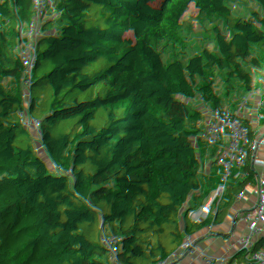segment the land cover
Wrapping results in <instances>:
<instances>
[{
    "label": "trees",
    "instance_id": "trees-1",
    "mask_svg": "<svg viewBox=\"0 0 264 264\" xmlns=\"http://www.w3.org/2000/svg\"><path fill=\"white\" fill-rule=\"evenodd\" d=\"M185 85L223 147L186 134ZM26 92L52 104L18 118L20 145L4 153L1 264H159L144 227L179 236L175 201L188 225L195 208L210 217L214 176L225 198L229 180L260 176L264 0H0V121ZM152 132L187 159L169 158L174 178L124 190Z\"/></svg>",
    "mask_w": 264,
    "mask_h": 264
},
{
    "label": "crops",
    "instance_id": "crops-1",
    "mask_svg": "<svg viewBox=\"0 0 264 264\" xmlns=\"http://www.w3.org/2000/svg\"><path fill=\"white\" fill-rule=\"evenodd\" d=\"M224 183L221 177L214 176L211 185L205 190L204 197L212 206L208 219L201 210L195 208L198 209V221L193 222L192 212L193 219L187 225L186 213L180 218L181 214L179 215L175 210L176 221L181 228L179 236L199 243L210 256L212 264H256L262 253L261 243L264 240V176H259L258 179L229 180V189L225 196L231 195L230 199L220 197L214 192V189H220ZM209 194L212 197L208 198ZM227 203H233L232 207L238 209L237 216H225L218 212L219 207L226 206ZM208 222L211 223L210 234L208 238L200 241V228ZM234 226L235 235L229 243H226V236ZM156 236L158 238V234ZM219 244L226 246L225 249L217 251L216 246ZM159 264H162V260Z\"/></svg>",
    "mask_w": 264,
    "mask_h": 264
},
{
    "label": "rangeland",
    "instance_id": "rangeland-1",
    "mask_svg": "<svg viewBox=\"0 0 264 264\" xmlns=\"http://www.w3.org/2000/svg\"><path fill=\"white\" fill-rule=\"evenodd\" d=\"M29 94L31 93H24L22 99L13 105L15 114L21 113L23 118L35 117L41 120L44 119L50 109L52 102L47 97H43L40 100L31 99L30 101L29 98L31 97ZM180 99L182 115H180L178 119L184 122L186 130L185 132L191 137L192 143L195 146L213 148L214 150H217V147L213 145L215 142L219 147H223L225 145L224 138L215 130L212 117L206 110L201 108L197 109L198 107H195L190 103L188 88L186 85L183 87V92ZM31 103H34V105H31ZM30 105L31 107L29 108L28 106ZM143 150L145 153H143L140 162L145 169L143 172L144 175L143 173H136L122 177L121 179L123 181L124 190H127L129 186L139 181L141 184H144V187L146 188L149 185L160 183L164 176L174 178L173 162L169 158H171L173 154L178 153L181 154L185 161L187 159L184 151H179V149H175V147L167 148L165 145L159 144L153 132L149 135L148 139L143 145ZM233 158L235 163L238 164L237 157L234 153ZM210 197H212L211 194L208 195V198ZM230 197L231 195L225 199H230ZM3 201V199L0 200V205H2ZM173 208L177 211V213H179V215L181 214L180 218L184 216L185 206L178 202V200L175 201ZM182 209H184V211ZM193 213V222L196 221L197 223V217L199 216L198 209H194Z\"/></svg>",
    "mask_w": 264,
    "mask_h": 264
},
{
    "label": "built area",
    "instance_id": "built-area-1",
    "mask_svg": "<svg viewBox=\"0 0 264 264\" xmlns=\"http://www.w3.org/2000/svg\"><path fill=\"white\" fill-rule=\"evenodd\" d=\"M29 95L31 97L29 100H33L31 94ZM31 105H34V103H31ZM31 105L28 107L30 108ZM19 117L24 119L21 116V113L15 114L13 109L7 117L0 121V167L5 165H13L15 163L13 158L5 157L4 153L7 148L10 147L11 149H15L20 145V141L17 139L18 130L20 129V123L18 120ZM256 165L260 176H264V163L261 161V159L258 158L256 160ZM218 212L223 213L225 216L230 215L231 217L238 215L237 208L232 207L228 209L225 205L220 206ZM210 227V222L201 226L199 233L200 241L208 238L210 234ZM144 230L147 233H152L154 236L158 234V238L163 245L162 264H212L210 256L204 251L203 247L199 243L191 242L190 240L181 236H172L163 228L161 224H158L152 228L144 227ZM261 248L262 253L256 264H264V240L261 243ZM224 249L225 247L223 245L219 244L216 246L217 251H222Z\"/></svg>",
    "mask_w": 264,
    "mask_h": 264
}]
</instances>
